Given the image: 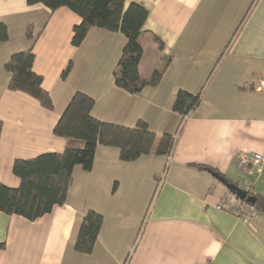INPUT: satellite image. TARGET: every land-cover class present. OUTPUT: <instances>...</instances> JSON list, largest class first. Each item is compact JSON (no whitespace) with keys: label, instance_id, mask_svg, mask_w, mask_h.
I'll return each mask as SVG.
<instances>
[{"label":"crops","instance_id":"0c3cea01","mask_svg":"<svg viewBox=\"0 0 264 264\" xmlns=\"http://www.w3.org/2000/svg\"><path fill=\"white\" fill-rule=\"evenodd\" d=\"M130 2L148 10L140 79L161 74L157 85L137 94L113 81L125 43L121 32L93 27L74 47L72 27L80 18L71 10L0 0L8 30L0 43V183L18 186L16 159L63 151L65 139L52 130L75 92L94 99L97 119L129 127L142 119L156 134L152 151L130 163L119 160L116 147L98 145L91 170L73 168L64 204L33 221L0 211V264H264V212L239 219L218 207L228 196L225 182L250 185L264 198V163L237 166L239 152L264 150V0ZM27 24L37 35L33 44ZM29 47L51 110L7 88L4 64ZM201 88L171 153L156 155L158 138L175 134L181 122L171 109L175 92ZM193 164L215 168L225 182ZM87 210L103 221L85 254L75 251L74 241Z\"/></svg>","mask_w":264,"mask_h":264},{"label":"trees","instance_id":"16d2710c","mask_svg":"<svg viewBox=\"0 0 264 264\" xmlns=\"http://www.w3.org/2000/svg\"><path fill=\"white\" fill-rule=\"evenodd\" d=\"M27 6L40 4L54 12L65 7L78 15L80 21L72 27L71 44L78 47L88 31L97 27L109 32H121L125 37L120 57L113 71L114 84L130 94H137L146 86H155L161 74L155 71L147 80H141L138 64L142 55L139 36L148 16V10L140 3L126 0H25ZM236 32V31H235ZM25 35L33 44L37 35H33L30 24L26 25ZM8 40L6 25L0 21V43ZM153 40L162 47L161 40L153 35ZM35 53L32 47L13 53L4 64L9 73L7 88L22 91L35 98L45 109L53 108L52 98L42 86L43 77L33 70ZM71 69L69 63L61 72L64 79ZM202 88L197 94L183 89L175 92L171 109L181 119L198 104ZM94 99L82 92H75L53 127V134L65 139L61 152H44L28 159H16L12 172L19 179L17 187H8L0 183V211L6 215H18L33 221L47 213L53 207L63 205L67 190L72 182L75 166L89 171L93 165L98 145L112 146L118 149V158L122 162H133L140 156L152 151L156 134L149 129L146 121L138 119L134 126L101 121L94 117L91 110ZM162 134L157 141L156 155L168 156L174 146L176 135ZM2 122L0 120V133ZM199 170L207 171L221 181L223 177L213 167L205 164H193ZM238 185L237 183H235ZM247 195L256 197L252 207L256 212H264L263 196L253 192L252 186L238 185ZM228 190V189H227ZM237 195L228 190V196ZM245 202V200H243ZM102 215L87 210L82 217L74 241V249L80 253H90L101 228ZM4 244L0 243V249Z\"/></svg>","mask_w":264,"mask_h":264},{"label":"built area","instance_id":"2783aa9c","mask_svg":"<svg viewBox=\"0 0 264 264\" xmlns=\"http://www.w3.org/2000/svg\"><path fill=\"white\" fill-rule=\"evenodd\" d=\"M190 112L183 116L181 122H184L189 118ZM252 163L256 165H261L264 163V150L261 152L238 153L237 155L238 168L245 170ZM218 207L237 216L239 219L248 218L255 211L251 204L244 202L242 199H237L234 196L222 198L218 204Z\"/></svg>","mask_w":264,"mask_h":264},{"label":"water","instance_id":"95a60500","mask_svg":"<svg viewBox=\"0 0 264 264\" xmlns=\"http://www.w3.org/2000/svg\"><path fill=\"white\" fill-rule=\"evenodd\" d=\"M225 186L228 190L234 192L238 198L245 200V202L251 205L255 203L256 197L253 195H247V193L242 190L238 185L234 183L225 182Z\"/></svg>","mask_w":264,"mask_h":264},{"label":"rangeland","instance_id":"374dc122","mask_svg":"<svg viewBox=\"0 0 264 264\" xmlns=\"http://www.w3.org/2000/svg\"><path fill=\"white\" fill-rule=\"evenodd\" d=\"M139 41H141V42H143V43H146V38L143 36V35H140L139 36ZM151 201V203H152V201L153 200H150ZM255 212V211H254Z\"/></svg>","mask_w":264,"mask_h":264}]
</instances>
